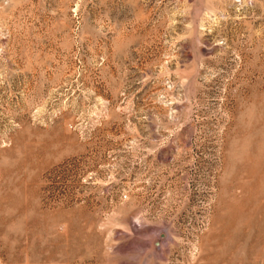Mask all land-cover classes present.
Listing matches in <instances>:
<instances>
[{"label":"rangeland","instance_id":"obj_1","mask_svg":"<svg viewBox=\"0 0 264 264\" xmlns=\"http://www.w3.org/2000/svg\"><path fill=\"white\" fill-rule=\"evenodd\" d=\"M0 264H264V0H0Z\"/></svg>","mask_w":264,"mask_h":264},{"label":"water","instance_id":"obj_2","mask_svg":"<svg viewBox=\"0 0 264 264\" xmlns=\"http://www.w3.org/2000/svg\"><path fill=\"white\" fill-rule=\"evenodd\" d=\"M158 245H159V243H158V242H156V243H155V246H156V247H158Z\"/></svg>","mask_w":264,"mask_h":264}]
</instances>
